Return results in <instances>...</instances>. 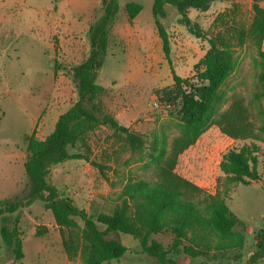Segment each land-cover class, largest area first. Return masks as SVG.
Instances as JSON below:
<instances>
[{
  "label": "rangeland",
  "instance_id": "rangeland-1",
  "mask_svg": "<svg viewBox=\"0 0 264 264\" xmlns=\"http://www.w3.org/2000/svg\"><path fill=\"white\" fill-rule=\"evenodd\" d=\"M128 1L119 0L108 54L97 77L101 86L98 99L105 113L142 133L148 145L156 133L170 139L179 132L177 107L165 95L174 84L172 69L198 82L203 68L200 61L210 44L181 24L177 10L168 6V14L162 19L170 39L167 58L153 16V0H135L143 8L132 20L125 10ZM257 1L264 6V0ZM253 2L218 0L207 11L191 9L190 16L209 35L221 32L230 37L232 30L250 23ZM101 13V0H6L0 7V199L29 188L23 136L35 131L44 138L54 129L58 115L77 99L69 68L89 54L88 29ZM235 55L237 65L224 85L225 97H243L260 123L264 120V96L257 98L256 93L264 90V65L252 44L237 47ZM87 141L92 158L104 167V173L85 159H69L52 164L48 178L89 212L110 211L129 177L152 176L147 157L125 150L113 129L101 125L88 133ZM252 141L259 147L257 170L261 180L247 185L229 182L220 169L223 154ZM77 148L82 150L79 145ZM176 171L207 191L220 193L244 221V226L234 230L241 231L245 239L242 257L237 260L217 252L195 258L182 254L170 257L178 264L244 263L256 249V233L264 227V139H235L211 125L179 155ZM19 217L25 256L15 260L0 231V264H85L79 257L69 260L60 228L40 200L22 208ZM112 235L127 250L121 258L101 264H161L143 252L134 236L120 231ZM153 237L166 247L172 241L167 230ZM252 264H264V258Z\"/></svg>",
  "mask_w": 264,
  "mask_h": 264
},
{
  "label": "trees",
  "instance_id": "trees-1",
  "mask_svg": "<svg viewBox=\"0 0 264 264\" xmlns=\"http://www.w3.org/2000/svg\"><path fill=\"white\" fill-rule=\"evenodd\" d=\"M216 1L153 0V16L167 58L170 39L162 19L168 14V6L177 10L179 22L191 33L207 38L210 47L200 61L203 68L198 73V82L193 83L172 69L174 84L165 95L177 107L179 132L170 139L156 133L147 145L142 133L105 113L99 103L101 86L97 77L105 63L111 28L120 10L119 0H101L102 13L88 29L89 54L69 68L77 99L58 115L54 129L44 138L38 137L35 131L24 134L27 146L24 168L29 188L14 197L0 199V231L5 245L12 248L15 260L25 256L19 212L35 200L51 211L69 260L79 257L85 264H101L121 258L127 246L112 235L118 231L137 238L143 252L161 264H178L170 254L195 258L217 252L230 254L231 260L242 257L244 234L234 229L244 226V221L227 206L220 193L209 192L176 171L179 155L211 125L219 126L235 139H264V120L257 122L243 97L232 94L227 98L224 91L237 65V47L254 45L264 65V6L254 0L250 23L241 25L238 31L232 30L230 37L221 32L209 35L192 19L190 10L207 11ZM142 8L135 0L125 4L130 20ZM262 96L264 90L256 93L257 98ZM101 125L113 129L122 138L125 150L144 154L153 174L129 177L110 211L89 212L77 205L63 188L52 183L48 174L52 164L69 159H85L103 172L104 167L92 158L87 141L88 133ZM78 145L82 150H78ZM258 156L259 147L254 141L241 148L231 147L223 154L220 169L229 182L251 184L261 180ZM165 230L172 236L168 247L153 237ZM255 245L249 258L237 264H252L264 258V227L256 233Z\"/></svg>",
  "mask_w": 264,
  "mask_h": 264
},
{
  "label": "crops",
  "instance_id": "crops-1",
  "mask_svg": "<svg viewBox=\"0 0 264 264\" xmlns=\"http://www.w3.org/2000/svg\"><path fill=\"white\" fill-rule=\"evenodd\" d=\"M6 0H0V7H2L3 5H5ZM264 44V41H263Z\"/></svg>",
  "mask_w": 264,
  "mask_h": 264
}]
</instances>
